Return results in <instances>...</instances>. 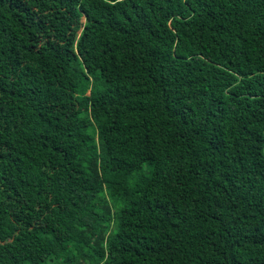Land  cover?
Instances as JSON below:
<instances>
[{
	"label": "trees",
	"instance_id": "trees-1",
	"mask_svg": "<svg viewBox=\"0 0 264 264\" xmlns=\"http://www.w3.org/2000/svg\"><path fill=\"white\" fill-rule=\"evenodd\" d=\"M0 264H264V0H0Z\"/></svg>",
	"mask_w": 264,
	"mask_h": 264
}]
</instances>
